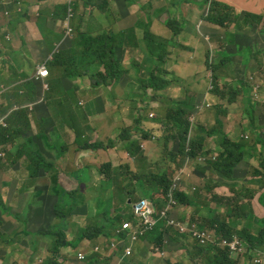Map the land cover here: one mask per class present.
<instances>
[{"label": "crops", "instance_id": "1", "mask_svg": "<svg viewBox=\"0 0 264 264\" xmlns=\"http://www.w3.org/2000/svg\"><path fill=\"white\" fill-rule=\"evenodd\" d=\"M45 1H50V3L44 5L43 9L38 11L36 17H38L41 12L46 11V15H44V17L47 16L46 29L51 32L56 31L58 33L67 34L65 26H61V20H55L48 14L53 13L55 6L64 3V0ZM88 1L87 3V0H82L80 4L81 9L77 10L81 13L79 15L83 17L78 24L82 32L92 35H99L104 32H109L111 34L131 32L127 35L129 44L126 43L124 47L118 48L117 50H123L124 54L120 55L116 52L117 57L122 61L121 64L124 69V74L116 83L102 85V87L96 89L91 86V83H89L90 80H86L85 83H83L82 80L73 81L67 79L63 81L67 88L77 86V88L83 92L86 90L92 93L97 91L91 97H88L86 102L83 99L81 100V102L83 104L86 103V106L90 109L85 129L91 140L95 142L100 141L98 133L100 123L123 121L128 123L127 126H133L135 118L137 117V112L141 108H139L140 105L144 104L145 107L154 106L158 109L161 108V113H163L165 107L168 109L171 108L175 100L189 102L194 108L192 115H194L195 118L194 136L196 140H198L199 128L209 133V135L206 136L202 152L214 155L219 153L218 151L221 147L220 143L223 135L218 132H212L216 130V125L220 123L222 124V130H224L232 140L238 141L246 136H249L255 141L257 139L259 140L256 156L247 154L245 161L237 167L233 177L226 176L210 165H203L205 166L203 167L195 161H189L180 171V175L182 174L186 179L181 183L180 190L192 196L191 198H195L193 197L195 192L201 191V198H213L219 195L228 198H244L242 202L245 203L248 202L249 197L239 196L240 192L244 188H248L250 191L256 190V195L251 199L254 210L253 213L249 212V214H252L251 218L253 220L254 216L264 218V203L261 199L264 195V172L262 171L264 170V129L262 130L260 126L264 121V111H257V108L251 104L252 99L249 97L250 86L241 89V85H239V97L231 101L230 95L228 94L229 90L225 92L224 88L225 85H228L227 82L232 81L231 78H225V81L222 80V82L224 81L222 84V96L217 95L216 92L211 93L213 90L210 89L211 87L206 93L198 90V83L201 80L205 81L207 77H210L209 80H211V73L203 63L205 60V48L203 47V43L199 38L194 39L196 35L195 29L198 28V22L201 20L203 21V17H201V15H193L191 18V12L196 10L195 5L198 6L204 2L192 0L189 1V3H184L187 8L179 13L180 22H178V25L180 35L178 44L190 46L186 52L187 55L183 57V54L179 50L174 49L167 63L161 64L158 63L157 58H155L161 53V42L165 44L170 43V40L166 38V35L169 33L174 36L173 32L165 25L163 19L162 22L168 30L161 27V0H146L140 3H138V0H135L137 3L130 4L129 6L128 4L125 5L128 7L125 13H119L118 9L112 10V17L110 16L109 10L105 9L103 5L98 4L97 0ZM216 1L236 7L242 13L250 12L260 15L263 12L262 5L258 3L252 5L251 9H246L241 3L235 2L234 0ZM110 2L113 3L114 0ZM93 4L98 5L94 6ZM262 4H264V0H262ZM87 6H90L88 11H86ZM97 6L107 14L106 19L108 23H105V19L96 13ZM182 13H184V16H182ZM166 14L167 13L163 16ZM30 16L33 17L31 10ZM11 20H14V18ZM27 23L28 22H26V24ZM35 23L34 21L33 24ZM26 24L20 26H25ZM77 27L75 31H77ZM205 28L209 29V27ZM212 32L216 34L214 30H212ZM39 34L40 38L36 40L29 39L28 41L22 38L21 40L23 44H28L29 53L35 54L39 52L43 54L41 57L52 56L51 54L53 51L51 47L45 43L41 32ZM71 37L72 36H66L64 38L63 36L59 42L60 46L63 45L65 46L64 48L72 47L73 39L71 40ZM39 46H41V48H39ZM14 48L19 52L21 50V48L16 47V45H14ZM58 50L60 49L58 48ZM259 50L264 51L261 46ZM29 53H21V56L12 59V62L15 63L19 71L31 75L32 80L37 82L35 83L39 91V83H47V80H36L37 68L36 72L33 69L35 60L30 62L32 59H30ZM173 55H175L177 59H175ZM169 62H172L173 65L181 64L187 75L180 74L174 76L173 72H170L167 68ZM216 62L217 60L215 63ZM235 62L237 65L241 64L237 59H235ZM250 62L251 58H249L246 64H242L245 70L249 69L248 64ZM157 67H162L165 70L168 69L170 83H167L162 89L155 90L150 87L144 89L140 81L147 79L151 74H156ZM95 69L96 67L93 66L91 68V73L95 72ZM171 74L174 76L173 79L171 78ZM144 92L149 93V98H146V93L144 97H142ZM203 96L204 101H202ZM164 98H169V102H166ZM210 99H212V101ZM213 100L215 101V111L208 119L206 117H200V112L207 109V107L213 106ZM36 102L37 104L35 105L33 103L32 106H30L31 103L27 104L29 110L24 108L25 111L23 114L16 115L12 118L10 116H2V113L0 114V126H3L1 125L3 120L6 123H10V119H13L15 123L12 125V128L17 132L19 130L24 132L21 135L16 134L9 141L5 140L8 136L2 135L0 137V194L3 196L2 199L6 204V209L0 207V235L6 234L9 237L3 238L1 242L0 264H48V257L44 260L43 258H38V256L42 253V249H48L46 247V242L52 243L53 238L51 237L49 240H46L45 238L47 235L42 236L41 234H44V231L50 228L49 226L55 221V217H57V215L55 216V207L58 204L60 187L62 186L68 189V186L72 184L77 183V186L79 185L78 181L72 183V181L76 179L74 177V171L71 172L70 170V161L73 157L76 165L78 164L79 158H83L79 160L77 167L79 170L84 171V176H81L84 181L80 184V186L84 187H88V184L91 182L93 170L96 171L98 169V172L100 171L103 173L102 168L99 169L100 163L103 161L111 162L115 158L120 157H123L125 160L130 159L122 142L119 148H112L108 151L79 150L76 152L78 156L76 158L74 150L71 151L75 134L67 126H63L61 120L57 119L55 114L53 116L50 114L51 111L47 103H45V100L42 101L47 112V114L44 113L45 115L39 113V111H44L43 106L41 109L39 108L41 102ZM2 104L3 102H0V107ZM133 110H135V113H133ZM250 120H252V122L255 121V126L252 125L249 134H247L246 132L249 131V127L251 126ZM44 122H48V125L42 128ZM37 123H43L40 124L41 128L37 129ZM117 129L118 125L115 130ZM133 134L136 137H141V135ZM256 134L259 137L256 138ZM25 139L32 141V150L36 153V157L33 160L27 157L28 153L25 152L24 149L22 150L21 145ZM151 140H153V137L151 139L141 140V145L144 147V154L150 160L149 165L157 162V160L151 157V154L155 152L159 153L160 150H162L161 147L153 144ZM170 148L171 150L172 148L174 149L173 142ZM37 154L41 157V160ZM120 163L121 160L118 163L112 162V168L117 167ZM33 165L38 166V169L40 168L38 175H35V172L32 174ZM132 165L134 166V164ZM134 169H137V165ZM194 169L197 171L200 170L198 172L200 174L197 173L196 175ZM87 173H89V176L86 175ZM192 175H196L195 180L190 179ZM101 187L103 186L101 185ZM79 191L80 189L78 192ZM99 191L100 189L97 193ZM138 191L142 192V188L138 187ZM96 196L98 197V194L93 196V199L89 200L91 203L90 207L93 206V208H85L84 206L77 207L72 212V214L75 213L74 217H83L89 214L90 218H95L96 204L100 205L102 203L101 200L105 199L95 198ZM82 197L83 200L86 201L84 196ZM206 205V208L195 205H182L180 208V216L184 219L195 218V216L197 218L206 216L211 209L210 204L206 203ZM212 207L218 208V204H212ZM78 210L83 211L77 212ZM226 211L227 206L225 204L218 209V213H225ZM120 212H124L123 209ZM218 213L215 214V217ZM60 220L61 219L58 218L56 221ZM38 221H43L45 227H30ZM233 221L232 218L229 219L230 223ZM65 224L67 225L66 222ZM68 227L69 225H67L66 228L68 229ZM87 228L88 227L81 228L77 233L79 234ZM239 229H242V225L239 226ZM253 231L257 232L256 226ZM34 234L37 235L36 238H34ZM167 240L169 246L162 245V239L158 238L155 233L146 236L136 244L133 256L125 257L123 253H116L115 255L119 258L117 264H195L187 255L185 249L179 246L176 247L168 236ZM199 260L202 264L203 260ZM78 261L84 263V261ZM89 264L95 263L90 262ZM239 264H244V260L242 263L239 262Z\"/></svg>", "mask_w": 264, "mask_h": 264}, {"label": "trees", "instance_id": "2", "mask_svg": "<svg viewBox=\"0 0 264 264\" xmlns=\"http://www.w3.org/2000/svg\"><path fill=\"white\" fill-rule=\"evenodd\" d=\"M19 3L23 0H14ZM43 1V0H41ZM192 0H171V6L164 9L168 15L167 19H163L165 25L173 32V35H177L179 30V25L177 21L176 11L177 8L183 3H189ZM209 10L207 16H204V21L207 23L214 24L218 26L221 30H225L229 42L225 41L222 44L226 45L232 41H239L234 35L235 30L241 28L242 30H248L251 26L257 25L264 19V16L257 15L250 12H241L238 8L233 7L229 4L216 1L208 0ZM89 1L87 0V3ZM27 8L25 10L17 9L16 15L13 18L19 20L21 25L23 21H29L30 16V2H28ZM82 0H79L75 9H80ZM69 6L65 3L58 4L54 8L53 13H48L53 19L61 20V26H65V19L67 17ZM46 11L41 12L38 17H36L35 25L39 32H41L44 41L49 44L51 49L56 48L55 43H59L62 37L67 36L66 33L51 32L46 29ZM30 16V17H29ZM166 16V15H165ZM12 21L9 24H16L15 28H0V78L4 74L5 81L2 86L5 87V95H9V90L13 89L18 101L15 104L2 105L0 107V114L2 116H10L11 118L23 114L24 108L29 107L27 104L31 103L33 105L37 101L38 87L36 83L23 71H19L15 64L10 60L3 58V53H7V50H12L5 41V37L8 36L9 31H16L18 21ZM72 19L71 22H73ZM78 25L77 31H75L76 37L73 39V46L69 48H64L65 46H60V50L55 52L51 60H45L42 63L50 66L51 72L58 71L59 78H51L48 82V90L46 94L48 96L47 102L51 105L56 102L55 107V117L61 120L63 126H67L74 134L75 139L72 145L71 151H108L112 148H119L121 142L125 150L128 152L130 159L123 161V157H120L121 163L117 167L111 168L114 174L105 177L101 180V185L103 188L97 193L98 197L95 198H105L101 201L104 202L103 205L99 206V216L98 224L95 227H88L85 231H81L73 241L66 239V233L59 223L52 225L46 232V234H53V246L51 248L50 257H48V264H62L60 258V249L62 247H77L80 242L85 239L92 240L97 238L100 234H111L115 228L121 223L123 216L131 217L130 213H125L121 215L119 212L122 210L121 207L115 206V198L118 197L124 205H130L129 200H134V193L137 191L138 187L142 188V191L162 193V198H178L180 205H195L205 208L206 203L210 204V208L213 209L212 204L221 203L227 206V211L222 213V216L214 217L212 214L214 210H210V214L206 216L199 217L198 220L202 228H210L213 231H218L220 234L231 237L238 233L246 239L251 248V253L247 255V261L244 264H257L252 261L255 257H260L264 255V223L261 226L252 220L250 213H253V205L251 203L252 197L256 195V190L250 191L248 188H244L239 196L249 197L248 202H242L244 198H228L221 197L219 195L213 198H201V191L194 193L195 198H191L189 194L184 193L180 190V186L177 187L175 179L180 174L181 169L189 161H195L199 157L205 156L210 160V165L213 168L221 171L228 177H233L236 168L239 164L246 158L247 154L256 156V149L258 140H253L250 137H244L241 140H232L229 135L222 130V124L216 125V130L212 133H221L223 138L221 141V147L218 154H208L202 152V148L205 143H199L194 136V126L190 120L191 114L194 111L192 105L184 100H175L171 108H165L163 113L159 115L160 117L153 119L149 114L144 112L141 107L137 112V117L135 118V123L133 126H127L123 128L118 138L115 140H110L109 143H103L102 141L95 142L89 137L85 124L87 123V117L90 109L86 106V103H82L80 95L83 91L73 86L72 88H67L63 81L70 80H82L83 83L86 80H90L91 86L98 89L102 85H111L116 83L124 74L122 61L117 57L115 51L118 48L124 47L126 43L129 44V39L127 35L131 32H122L120 34H111L109 32H104L102 34H87L79 29ZM73 35V32L70 34ZM63 38V39H64ZM72 40V38H71ZM58 41V42H56ZM161 42V53L155 57L158 63L165 64L168 58L173 54L174 46L177 43L170 41L168 44H163ZM239 45V44H238ZM247 55L244 57L246 59L253 58L256 52H260L259 47L264 49L261 45V41H256L255 46L252 50L250 47H244L239 45ZM63 48V49H62ZM52 49V51H53ZM249 56V57H248ZM7 56H5L6 58ZM9 63V64H8ZM210 64V60H208ZM213 68L211 83L214 86V90L211 93H217V95L222 96V84L224 79L231 78L232 81L229 85H225V92L229 90L230 100L234 101L238 98L239 89L235 87V80L237 84L241 85V89H245L247 86L244 80L237 79L235 73L225 72L227 64L237 65L234 57L226 56L215 63ZM98 65L102 67V70H98ZM95 66V72L91 73V68ZM261 76H264V66L261 68ZM222 80H224L222 82ZM222 82V83H221ZM143 88L152 87L156 89H162L167 83H170L169 73L162 67L156 68V74H151L147 79L141 80ZM241 83V84H240ZM248 83L251 82L248 79ZM221 86V87H220ZM230 88V89H228ZM95 91L93 94H95ZM3 93V94H4ZM2 94V95H3ZM146 114V115H144ZM14 120L10 119V123H7L8 127L0 126V137L2 135L8 136L6 141H9L16 134H23L22 130L18 132L12 128ZM141 135V137H136L134 134ZM211 134V133H210ZM194 136V139H193ZM155 137L156 140H151V142L165 150L166 159L162 162H156L149 165L150 160L144 154V148L141 146V140L151 139ZM259 137L256 134V138ZM174 144V149L170 148L171 143ZM32 141L25 139L21 145L22 150L27 152V157L32 160L36 157V153L32 150ZM212 153V152H211ZM37 156L41 157L37 154ZM214 156L217 159L214 160ZM76 154V158H77ZM83 158H79L81 160ZM78 160V164H79ZM172 163L173 167H170ZM132 164L137 165V169L133 168ZM104 165L110 166L109 163ZM32 174L38 175V166L33 165ZM102 168V167H100ZM99 168V169H100ZM80 172L75 171L74 177L79 182V185L74 189L60 188L57 208V217L59 219L66 217L60 210L59 204L70 205L71 198H77L78 190L82 188L80 186L83 183V178ZM264 172V170H262ZM257 173V171H256ZM89 176V173L86 174ZM258 175V174H257ZM132 176V177H128ZM250 191V192H249ZM155 196V194H153ZM3 196L0 194V207L6 209V204L3 201ZM264 203V195L261 198ZM108 207H107V206ZM114 206V207H113ZM59 207V208H58ZM112 207V208H111ZM64 211V210H63ZM200 212V211H199ZM197 212V213H199ZM243 217H246L242 223V229L238 230L239 226L236 223ZM229 218H234L232 223H229ZM264 220V219H263ZM194 221V220H193ZM257 227V232H254V227ZM67 227V225H66ZM150 234H153L150 233ZM158 238L162 239V245H165V240L167 236L170 237L174 245L184 247L187 251V255L191 260L202 259L205 264H239L242 263V257L233 258L231 252L220 246L210 245L202 246L197 243L193 238L187 235H181L178 232L166 228V223H162V230L157 229L155 232ZM3 238H9L6 234L0 235V245ZM194 240L195 242L191 241ZM60 258V260H59ZM104 261V262H103ZM90 262H96L98 264L106 263L107 261L103 259L100 255H92L88 258V264ZM174 264V263H172Z\"/></svg>", "mask_w": 264, "mask_h": 264}, {"label": "rangeland", "instance_id": "3", "mask_svg": "<svg viewBox=\"0 0 264 264\" xmlns=\"http://www.w3.org/2000/svg\"><path fill=\"white\" fill-rule=\"evenodd\" d=\"M110 1L111 0H97V3L100 5H103L105 7V9L109 10L111 17H112V15H111L112 10L118 9L119 13H125L127 8H128L125 5L128 4V6H129L130 4L137 3L135 0H114L113 3ZM141 1H146V0H138V3H140ZM198 1H203L204 3H202L198 6L195 5L196 10H193L191 12V18L193 15H201V17H203V21L201 20L198 22V28L195 29L196 35L194 36V39L199 38L200 41L203 43V47L205 48V51H204L205 60L203 61V63L206 65L208 71L211 73L210 74L211 77H212L213 68L216 65L215 61L216 60L219 61L220 59H222L223 57H226V56H231V57H234L235 59H237L241 64L240 65H229V64H227L225 72L235 73L237 79L239 78L241 80H244L243 82L246 83V85H250V83H248L249 77H251L253 74H258L257 72L259 70H261V68L264 66V51L256 52L254 54L253 58L251 59V62L248 64L249 69L245 70L243 68L242 64H246V62L249 61V58L246 59L244 57L245 55H247L246 53H248V52H244L239 45L241 44L244 47H250V50H252L255 46L256 41L259 40V41H261V45L264 46V19H262L259 24L251 26L250 29H248V30H242L241 28H238V30H235L234 35H236V38H238L239 41L236 42L234 40L229 44L223 45L222 44L223 42H225V41L229 42L227 35L224 34L225 30H221L218 26L211 24V23H207L206 21H204V16L206 15L207 11L209 10V5H208L209 1L208 0H198ZM234 1L241 3V5H243V7H246V9H251L252 5H254L255 3L261 4L263 12L260 15H262V16L264 15V4H262V0H234ZM28 2H30V10H31L33 17H31L29 21H23L22 22L21 25H24V24H26V22H28L25 26H20L19 20L15 19V18H14V20H11V19L13 18L14 15H16L17 9L25 10L27 8V4H29ZM47 3H50V1L23 0V1H20L19 3H16L14 0H0V28H4L6 26H8V28L9 27L15 28L16 24L12 25L9 23L12 21H15V20L18 21L17 28L15 29L16 31L18 30L17 33H16V31H9L8 36L5 37L6 43H8V45L10 44V46H8V47L12 50H7V53L1 54V55H3L4 59H6V60L14 59L16 57L21 56V53H24V52L26 54L29 53L28 52V44H23V41L21 40V38L24 40L27 39L28 41H29V39L36 40V39L40 38V34H39L40 32L38 31L36 25L33 23L36 20V15H37L38 11L43 9V6L46 5ZM98 4H96V5H98ZM93 5L96 6L95 4H93ZM169 6H171V0H161V27L163 29H167V28L164 25V23L162 22V19L166 20L168 17L167 14H166V16H163L166 13L163 10L168 8ZM78 7L80 8V6H78ZM96 8H97L96 13L101 15V17L103 19H105V23H108V20L106 19L107 14L104 11H102L101 9H99L98 6ZM186 8L187 7L184 5V3L181 4L177 8V12H176L175 17H177L178 22H180L179 13L182 12ZM80 9H75V17L73 18L74 19L73 22H71V27H73V29H74V35H72V37H71L72 39H74L76 37V35H75L76 27L80 23L81 18H83L79 15L81 13H79V11H77ZM89 9H90V6H87L86 11H88ZM103 13H105V14H103ZM182 16H184V13H182ZM205 27H209V29H206ZM212 30H214L216 34H213ZM217 34H220V35H217ZM179 35L180 34L178 33L176 36L175 35L172 36L171 33H169L168 35H166V38L169 39L171 42L174 41L177 43V46H174V49L179 50L183 54V57H184L187 55L186 52L188 51V48L190 46L185 45V44L179 45L178 44ZM67 37H69V36H67ZM68 39H70V38H68ZM56 42H58V41H56ZM45 43L47 44L46 41H45ZM14 45H16V47H18V48H21L20 52L15 50ZM59 46H60V43H56V45L54 46L56 48H54V49L52 48L53 49V53L51 54L52 56L55 52H57ZM39 48H41V46H39ZM116 52H118L120 55L124 54L123 50H119V51L116 50L115 53ZM42 55L43 54H40L39 52H37L35 54L29 53L30 59H32V60H30V62L35 60L34 64H33V69L35 72H36L37 66L41 65L43 61L52 59V56L41 57ZM116 55H117V53H116ZM5 56H7V57L5 58ZM173 57L175 59H177V57L175 55H173ZM208 60H210V64H208ZM167 61H166V63H167ZM24 65H25V62H24ZM48 66H49V64H48ZM167 68L169 69L170 72H173L174 76L180 75V74L181 75H187L184 72V67L181 66V64L173 65L172 62H169L167 64ZM97 69L102 70V67L98 65ZM49 70H50V77L47 80V83L49 82V80L51 78H53V79L59 78V76H58L59 72L58 71L51 72L50 66H49ZM173 74H171L172 79L174 78ZM29 77L31 78V75H29ZM209 79H210V77H207V78H205V81L201 80L198 83V90L200 92L206 93V91L208 92L210 87H211L210 89H212L211 80H209ZM4 81H5V77L3 74L2 77L0 78V86H2V83ZM39 84H40V86H39L37 101L41 102L40 103L41 106H39L40 109L42 106L44 107V111L43 112L39 111V113L42 115H45L44 113L47 114L46 108L42 102L43 100H45V103H47L49 110L51 111L50 114L53 116L56 112V110H55V107L57 106L56 102L52 103L51 105L49 104V102H47V100H49L48 96L46 94V91L48 90V88H44L45 86L43 85V83H39ZM227 84L229 85L230 83H227ZM234 85L236 88L240 89L239 83L237 84L236 80H235ZM150 88H152V87H150ZM249 92H250V95H249V93H248V95L252 99L251 104L257 108V111H259V110L264 111L263 95L261 93V90L258 88H255V87H251ZM145 93L147 95L146 98H149L148 92H144L142 97H144ZM2 94H0V102H3L2 105L15 104L14 102L18 101L16 95L14 94L13 89L9 90L8 96H6L5 93L3 95ZM92 95H93V93L91 91L86 90V91L81 93L80 99H83L86 102L87 98L91 97ZM154 96H156V95H154ZM164 100L166 102H169V98H164ZM210 100L212 101V99H210ZM165 101H163V102H165ZM202 101H204V96L202 97ZM34 104L36 105L37 102H35ZM35 107H34V110H35ZM140 107H143L144 112L146 114H149V112H150L149 116L153 117V119L160 117L159 114L161 115V108L158 109L157 107H154V106L145 107L144 104L140 105L139 108ZM161 107H165V106H161ZM25 109L29 110V108H25ZM215 109H216L215 108V101L213 100V106L207 107V109L200 112V117H203V118L206 117L208 119L211 116V114L215 111ZM133 113H135V110H133ZM250 121H251V126L249 127V131L246 132L247 134H249L252 125L255 126V121L254 122H252V120H250ZM40 124H43V123H40ZM40 124L39 123L36 124L37 129L41 128ZM127 124L128 123L123 122V121L122 122H115V123H100V125H99L100 129L98 131L100 141H102L103 143H109L110 140H115V142L118 143L116 141V139L118 138V135L121 133L122 129L127 127ZM47 125H48V122H44L42 128L46 127ZM117 125H118V129L115 130L117 128ZM260 126L263 130L264 129V121L260 124ZM207 135H209L208 132H206L202 128H199L197 139L199 141H201L202 143H205V139H206ZM153 140H156V139H153ZM201 142H199V143H201ZM149 151H150V149H149ZM150 154H151V152H150ZM151 157L153 159L157 160V162H162V160L166 159L165 150L164 151L160 150L159 153L155 152V153L151 154ZM119 161H120V158H115L111 162L103 161L102 163H100L99 168L102 167L103 173H101L100 171L98 172L97 171L98 169L96 171L93 170L92 171L93 176H92L91 182L88 184V187H82L80 189V192L78 194H76L78 197L77 198H71L70 205L68 207V212H69L70 216L61 218L60 221H56V220H58V218L55 217V221L49 227H51L55 223H59L60 226L64 229V232L66 233V239L67 240L69 239L70 241H73L75 239V237L77 235L76 233L79 229L90 227V226L95 227L98 224V220L96 218H90L89 214H87L86 216H83V217H79V216L74 217L75 213L72 214V212L75 208L82 207V206H84L85 208L86 207L87 208H93V206L90 207L91 203L89 202V200L93 199V196H95L97 194V191L99 189L103 188V187H101V184H100L101 180H103L106 176L108 177L109 174H111V175L114 174V171L111 170L112 162L118 163ZM123 161H126V160L123 159ZM195 162L198 164H201V166H203V165L207 166L208 165L204 161L203 157L197 158L195 160ZM105 163H109L110 166L104 165ZM77 165H76L75 159L73 157L72 160L70 161L71 172L72 171L80 172ZM169 166L173 167L172 163H170ZM203 167H205V166H203ZM117 168H118V166H117ZM133 168H136V164H134ZM199 171L200 170L197 171L196 169H194V173L196 175ZM83 172L84 171L81 170V176H84ZM198 174H200V173H198ZM196 175H192L190 177V179L195 180ZM71 176H72V173H71ZM128 177H132V176H128ZM179 178H180V181H182V182H184L186 180L182 176V174L180 175ZM76 181L77 180L74 179L72 181V183L76 182ZM76 187H77V183L68 186L69 189H74ZM60 188L62 189V186ZM149 194H151V196H152L151 192ZM82 196H84L86 201L83 200ZM142 196H147V195H145L139 191L135 192L134 193V200L139 199ZM103 203L104 202H102L100 205H103ZM217 204H218V208H213V209L211 208L210 209V210L215 211L212 213L214 215V217H215V214L218 213V209L220 208V206L224 205L221 203H217ZM100 205L96 204V208H95L96 209V216H99V214L101 213L98 211V208ZM58 206L60 207L61 211H63L64 209H65V211H67V205L66 204L62 203V204H59ZM115 206L121 207L123 209V211L126 213H129L131 211L129 209V207L124 205V203L118 197L115 198ZM56 211H57V208H56ZM80 211H83V210H78L77 212H80ZM208 214H210V211L206 215H208ZM56 215H57V213H55V216ZM222 215H223L222 212H220V213H218L217 216H222ZM245 218L246 217L241 218L236 223V225L240 226L243 223ZM253 218H254V220L253 219L252 220L257 224V226H261L264 223V220H263L264 218H258L256 216H254ZM64 219L66 220V222L69 225L67 230H66V224L64 222ZM203 221L204 220L202 219L201 222H203ZM39 226L45 227L43 221H38L37 223L32 224L30 227L34 228V227H39ZM44 229H46V228H44ZM44 232L45 233L41 234V235L42 236L47 235V237L45 238L46 240H49V238H51V237L53 238V236H52L53 234H46L47 230ZM183 235H186V234L183 233ZM17 236L21 237L20 235H17ZM36 237H37V235L34 234V238H36ZM101 238H102V236H98L97 238L93 239L91 242L83 241L76 248L70 247V246L69 247H62L60 249V254H59L61 260H60V258H59V260L61 261L62 264H86L85 262L81 263L80 261H78V253L80 251L87 253L88 251H90V249L92 247H94L97 243H99L101 241ZM53 241H54V239H53ZM191 241L195 242L192 239H191ZM52 246H53V242L52 243L46 242V247L48 249H46V250L42 249V253L38 256V258H43L44 260H46L47 257H50ZM104 253L103 254L100 253V255L102 256L103 259H105V260L107 259L106 260L107 264H117V261L119 260L117 255L108 257V254L105 255ZM92 255H99V254L93 253L90 256H92ZM94 263L98 264L96 262H94ZM39 264H43V263H39ZM101 264H106V263H101Z\"/></svg>", "mask_w": 264, "mask_h": 264}, {"label": "clouds", "instance_id": "4", "mask_svg": "<svg viewBox=\"0 0 264 264\" xmlns=\"http://www.w3.org/2000/svg\"><path fill=\"white\" fill-rule=\"evenodd\" d=\"M79 1V0H78ZM77 1V2H78ZM76 2V3H77ZM64 3H66V0H64ZM76 3L73 5V9H74V17H75V5ZM63 4V3H62ZM68 5V4H67ZM208 14V13H207ZM207 16V15H206ZM72 28V27H71ZM72 32H73V29H72ZM71 36V35H70ZM40 65L37 66V70H38V67ZM47 69H48V73L49 75L44 78L46 80L49 79L50 77V70H49V66H47ZM258 74H253L251 77H249V81L251 82V86L250 87H255V88H258L261 90V93L263 95L264 93V76H261V71L259 70L257 72ZM43 80L42 78L38 77V74H37V77H36V80ZM43 85L45 86L44 88H48V83H43ZM1 87V86H0ZM212 89L214 90V86H212ZM263 98H264V95H263ZM150 114V112H149ZM193 126L194 125V115L191 114V118H190ZM3 126L7 127V123L4 122V120L1 122ZM246 137H249V136H246ZM153 139H155V137H153ZM143 147V145H141ZM144 148V147H143ZM200 158V157H199ZM204 161L206 162V164H208V166L210 165V160L207 159L206 157H204ZM214 160L217 159V156H214L213 158ZM246 159V158H245ZM245 159L242 161L244 162ZM241 162V163H242ZM240 163V164H241ZM239 164V165H240ZM212 166V165H210ZM237 169V168H236ZM180 177V174L177 176V178L175 179V182L177 181V179ZM181 182L180 181V185H181ZM84 187V186H82ZM69 189V188H68ZM101 190V189H100ZM138 190V189H137ZM141 193H145V192H141ZM150 192H146L145 195L147 196H142L141 198L139 199H136V200H129V203L130 205H128V207H130L131 211L129 212L131 217H124L123 216V219L121 221V223L119 224V226L117 228H115L113 230V232L109 235V234H100L99 236H102L101 238V241L99 243H97L94 247H92L90 249V251H88L86 253V258L84 260H81V261H84L86 263H88V257L93 254V253H97L100 255V253H104L105 255L108 254V257H111V256H116L115 254L120 252V253H123L125 255V257H131L134 255V250H135V246L136 244L141 241L143 238H145L146 236H150L151 234L150 233H155L157 231V229H160L162 230V223L164 224V222L166 223V228L168 229H172L176 232H178L179 234L183 235L186 234L187 236H190L191 238H193L197 243H199L200 245L202 246H210V245H215V246H220L222 248H226L228 249L230 252H231V255L233 258H236V257H242L244 261H247V255L251 253V248L249 246V243L246 241V239L244 237H242L240 234L236 233L234 234L233 236L231 237H228V236H225L223 234H220L218 231H213L211 230L210 228H202L200 226V221L198 220V218L195 216V218H182L180 216V208L182 206V204L180 205L179 203V200L178 198L177 199V205L176 207L174 208L172 214L173 216L181 221V222H184L186 224H188V226L190 227H193L194 224L197 226V228L201 229V230H206L210 233H212L214 235V241H211V242H208V243H202L199 239H197L196 237H194L193 234H190L189 232H182L179 228L175 227L174 225L170 224L168 218L166 217H163L162 216V211L163 209L165 208L166 206V203L168 201V196H166V198H162V193H159V192H155V191H151L152 193V196L151 194H149ZM157 193V194H156ZM153 194H155V196H153ZM145 199H148V200H151L155 203L156 205V208H157V214H156V217L158 219V223L157 225L152 228V229H149L147 230L144 234H140L139 235V238L137 240H134L133 239V232L130 230V229H124L123 228V223L125 221H132V222H137V218H136V207L139 203L142 202V200H145ZM68 207L69 205L67 206V211H62L63 214L67 217V216H70L69 212H68ZM114 207V206H113ZM112 208V207H111ZM98 211H99V208H98ZM121 215L125 214L126 212H119ZM58 218V217H57ZM95 218L98 220L97 216H96V209H95ZM230 219V218H229ZM233 220H235L234 218H232ZM194 220V221H193ZM64 222H66V220L64 219ZM67 223V222H66ZM230 223V222H229ZM68 225V223H67ZM242 225V224H241ZM243 226V225H242ZM67 230V228H66ZM238 230H241L238 228ZM236 237L240 238L244 243H245V246H246V251L245 252H238V251H234L230 246L228 245H225L223 244V241L225 239H228V240H233L235 239ZM69 240V239H68ZM93 240V239H92ZM92 240H88V239H85L83 241H86V242H91ZM82 241V242H83ZM81 243V242H80ZM79 243V244H80ZM97 245H100V249L99 250H95V247ZM165 245L169 246L168 245V240L166 239L165 240ZM176 246V245H175ZM178 247V246H176ZM181 247V246H179ZM128 248H132V253L131 254H128ZM183 249H185L184 247H181ZM78 250V249H77ZM76 250V251H77ZM186 250V249H185ZM104 251V252H103ZM81 252V251H80ZM187 252V251H186ZM101 256V255H100ZM102 257V256H101ZM87 259V260H86ZM78 260H80L78 258ZM107 260V259H106ZM195 264H201L200 263V260L199 259H196L195 261L192 260ZM253 262L257 263V264H264V255L263 256H258V257H255L252 259ZM202 264H205L204 262H202Z\"/></svg>", "mask_w": 264, "mask_h": 264}, {"label": "built area", "instance_id": "5", "mask_svg": "<svg viewBox=\"0 0 264 264\" xmlns=\"http://www.w3.org/2000/svg\"><path fill=\"white\" fill-rule=\"evenodd\" d=\"M78 0H66V3L68 4V12H67V17L65 19V28L67 30V36H70L72 32L71 28V21L74 18V9L73 5L77 2ZM38 77L44 79L46 78L49 73L47 69V65L42 63L37 70ZM5 91V87L1 86L0 87V94H2ZM177 187L180 185V178L177 179L176 181ZM177 205V199L176 198H169L168 196V201L166 203L165 208L162 211V216L168 218L170 224L174 225L175 227L179 228L182 232H189L190 234H193L194 237L199 239L202 243H208L211 241H214V235L206 230H201L197 228V226L194 224L193 227L188 226V224L181 222L177 220L172 212L174 208ZM157 214V208L156 205L153 201L145 199L142 200L141 203H139L136 207V218L137 222H132V221H125L123 223V228L124 229H130L133 232V239L137 240L139 238L140 234H144L147 230L154 228L157 223L158 219L156 217ZM223 244L230 246L234 251L238 252H245L246 251V246L245 243L238 237H236L233 240H228L225 239L223 241ZM100 245H97L95 247V250H99ZM128 254L132 253V248H128ZM78 258L80 260H84L86 258V253L84 252H79L78 253Z\"/></svg>", "mask_w": 264, "mask_h": 264}]
</instances>
